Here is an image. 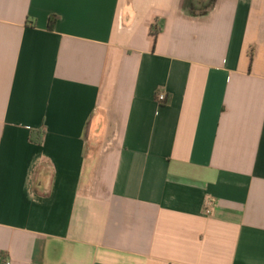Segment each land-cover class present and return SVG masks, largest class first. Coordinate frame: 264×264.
<instances>
[{"label":"crops","instance_id":"obj_1","mask_svg":"<svg viewBox=\"0 0 264 264\" xmlns=\"http://www.w3.org/2000/svg\"><path fill=\"white\" fill-rule=\"evenodd\" d=\"M0 264H264V0H0Z\"/></svg>","mask_w":264,"mask_h":264},{"label":"trees","instance_id":"obj_2","mask_svg":"<svg viewBox=\"0 0 264 264\" xmlns=\"http://www.w3.org/2000/svg\"><path fill=\"white\" fill-rule=\"evenodd\" d=\"M216 2L217 0H183V8L191 16H203L210 12ZM54 21V18L50 20V29L53 27ZM153 34L156 38L158 32H154ZM45 134L43 130L33 131L30 139L32 142L41 145L44 142Z\"/></svg>","mask_w":264,"mask_h":264},{"label":"built area","instance_id":"obj_3","mask_svg":"<svg viewBox=\"0 0 264 264\" xmlns=\"http://www.w3.org/2000/svg\"><path fill=\"white\" fill-rule=\"evenodd\" d=\"M165 101H166V95H164V94L159 95V97H158V103L159 104H162ZM214 206H215V202H214L213 199H208L206 201V211L208 213H211L212 212V210L214 209Z\"/></svg>","mask_w":264,"mask_h":264}]
</instances>
